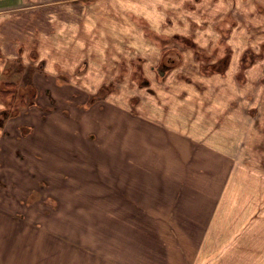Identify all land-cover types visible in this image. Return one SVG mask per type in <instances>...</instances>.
Returning a JSON list of instances; mask_svg holds the SVG:
<instances>
[{
    "label": "rangeland",
    "instance_id": "rangeland-1",
    "mask_svg": "<svg viewBox=\"0 0 264 264\" xmlns=\"http://www.w3.org/2000/svg\"><path fill=\"white\" fill-rule=\"evenodd\" d=\"M114 1L0 0L17 6L0 11V110L13 114L0 129V264L100 262L106 208L90 198L104 178L85 160L117 148L125 111L227 150L236 190L264 168V0Z\"/></svg>",
    "mask_w": 264,
    "mask_h": 264
},
{
    "label": "crops",
    "instance_id": "crops-1",
    "mask_svg": "<svg viewBox=\"0 0 264 264\" xmlns=\"http://www.w3.org/2000/svg\"><path fill=\"white\" fill-rule=\"evenodd\" d=\"M18 1L23 9L85 2ZM186 1L138 0L134 8L136 12L149 7L174 9L175 2L181 7ZM114 2L124 7L120 0ZM8 7L17 6L0 11ZM159 17L157 12L156 20ZM125 112L120 116L117 148L103 147L101 162L85 160L91 170L102 169L98 171L104 178L102 190L90 199L99 201L93 203L95 209L102 202L106 208L94 221L102 231L100 262L86 264H264V168L256 171L255 183L244 182L241 175V189L236 190L231 181L239 173L227 150L174 126L155 120L144 123L137 113ZM87 208L91 214V205Z\"/></svg>",
    "mask_w": 264,
    "mask_h": 264
},
{
    "label": "trees",
    "instance_id": "trees-1",
    "mask_svg": "<svg viewBox=\"0 0 264 264\" xmlns=\"http://www.w3.org/2000/svg\"><path fill=\"white\" fill-rule=\"evenodd\" d=\"M13 87H16V83H13ZM10 93L13 94L12 96H14L16 94L15 91L14 92H10ZM1 114H3V116H0V128L3 126L5 119H7L8 117L13 115V114L9 113V110L7 111V109L1 110L0 111V115Z\"/></svg>",
    "mask_w": 264,
    "mask_h": 264
},
{
    "label": "flooded vegetation",
    "instance_id": "flooded-vegetation-1",
    "mask_svg": "<svg viewBox=\"0 0 264 264\" xmlns=\"http://www.w3.org/2000/svg\"><path fill=\"white\" fill-rule=\"evenodd\" d=\"M16 87H17V85H16ZM13 88H14V87H13ZM4 109H6V108H4ZM1 110H3V109H1ZM1 110H0V111H1ZM7 111H8V109H7ZM5 113H6V112H5ZM4 123H5V122H4ZM3 126H4V124H3ZM3 126H2V127H3ZM2 127H1V128H2Z\"/></svg>",
    "mask_w": 264,
    "mask_h": 264
}]
</instances>
